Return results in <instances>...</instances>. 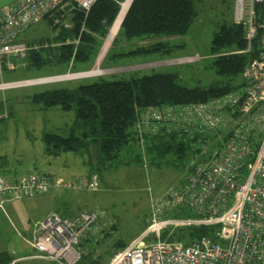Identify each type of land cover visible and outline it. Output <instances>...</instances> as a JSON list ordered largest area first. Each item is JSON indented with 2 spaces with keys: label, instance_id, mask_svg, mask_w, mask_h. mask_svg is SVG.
Listing matches in <instances>:
<instances>
[{
  "label": "built area",
  "instance_id": "2783aa9c",
  "mask_svg": "<svg viewBox=\"0 0 264 264\" xmlns=\"http://www.w3.org/2000/svg\"><path fill=\"white\" fill-rule=\"evenodd\" d=\"M96 1L16 0L1 7L0 90L102 76L101 70H92L2 81L4 73L20 68L26 54L38 49L19 41L21 34L55 13L74 8L88 12ZM113 1L119 10L101 51L119 33L133 0ZM233 4V22L244 26V51L261 36L257 56L243 69V85L208 103L167 106L152 112L151 118H141L135 128L141 136L155 132L160 124L202 135L197 142L200 152L193 156L196 158L180 184L151 206L152 219L145 230L114 252L106 264H264V0H233ZM98 57L97 66L101 55ZM189 59L198 61L199 57ZM98 186L99 176L94 172L71 184L39 174L12 178L0 174V202L44 195L52 187L93 192ZM182 207L194 217H175ZM96 221V215L89 212L69 220L50 211L34 224L29 245L35 254L20 259L77 264L83 255L80 238ZM194 227L214 229L210 236L197 237L189 245L174 239V231Z\"/></svg>",
  "mask_w": 264,
  "mask_h": 264
},
{
  "label": "rangeland",
  "instance_id": "374dc122",
  "mask_svg": "<svg viewBox=\"0 0 264 264\" xmlns=\"http://www.w3.org/2000/svg\"><path fill=\"white\" fill-rule=\"evenodd\" d=\"M195 6L198 14L185 35L131 39L128 43L119 39L118 45L112 51L118 53L125 50L124 44L128 49H134L157 41H167L174 47L168 55L143 54L135 58L124 57L112 61L108 57L117 34L103 51L101 48L105 37L101 39L94 58L87 64L72 68L73 63L70 62L65 65L54 63L26 70L23 66L25 60H22L21 67L4 73L2 81L101 70L103 75L99 77L107 80L166 72L178 73L177 81L187 88L220 86L224 78L213 65L215 56L211 54L210 45L219 25L233 21V0H199ZM59 13L62 17H52V23H48V18L34 23L20 35L19 41L42 37L53 39L57 36L59 27L71 29L70 17L65 12ZM60 42L53 40L48 43L56 48L63 46ZM64 42L72 45L73 51L80 43L78 38ZM100 55L97 66L95 62ZM190 57L199 59L190 61ZM99 77L0 90V174L8 178L44 174L54 180L60 178L68 184L75 183L92 172L99 176V188L93 192L59 187L44 195L5 199L0 202V253L4 252L12 257L15 264H42L20 257L27 258L35 254L29 246L34 224L50 211L63 214L69 220L83 212L95 214L97 221L82 235L80 248L82 254L93 258L99 256L101 261H106L110 252L117 249L119 244L129 245L132 239L145 230L152 219L151 206L172 187L180 184L191 162L196 158L192 154L179 157L173 150L145 151L144 146L134 140L124 147L112 165L103 167L98 163L99 154L94 145L80 153L69 151L57 156L46 153L42 137L46 133L68 136L71 129H76L74 111L65 112L57 108L42 110L40 106L30 102L31 96L49 89L88 84ZM199 146L196 144L194 147L199 149Z\"/></svg>",
  "mask_w": 264,
  "mask_h": 264
},
{
  "label": "trees",
  "instance_id": "16d2710c",
  "mask_svg": "<svg viewBox=\"0 0 264 264\" xmlns=\"http://www.w3.org/2000/svg\"><path fill=\"white\" fill-rule=\"evenodd\" d=\"M197 1L199 0H133L113 41L108 58L113 60L120 57L135 58L143 54L162 56L170 54L174 47L167 41H157L134 49L131 47L128 49L124 44L125 50L118 53L112 51L118 45L119 39H124L123 43H128L131 39L172 38L185 35L198 14L195 6ZM118 10V5L113 0H97L88 12L75 8L66 10L65 14L72 22L71 29L59 27L57 36L53 39L42 37L25 41L30 46H37L38 49L26 54L23 59L24 68L32 70L44 65L54 63L65 65L69 62L73 63L72 68H76L77 65L91 62L98 45L101 44L100 40L108 34ZM55 14L47 17L48 23H52V17L60 13ZM244 34V26L231 21L219 25V30L212 36L210 49L211 54L215 56L213 65L217 73L224 78L220 86L187 88L177 81L178 73L154 72L150 75L132 76L121 80L99 77L94 82L78 84L76 87H61L34 93L30 102L40 106L42 110L57 108L65 112L74 111L76 129H71L68 136L46 133L42 137L46 145V153L55 156L69 151L80 153L94 145L99 154L98 163L103 167V165H112L124 147L134 140L143 145L145 151L173 150L179 157L190 154L194 156L196 152H200V149L194 146L201 140L202 135L175 130L160 124L157 125L155 132H146L141 136L135 129L136 125L142 121L141 118H151L152 112L165 109L167 106L208 103L211 99L241 88L243 69L257 56L261 38L260 34L257 35L252 41V48L245 52L247 41ZM75 38H78L80 43L73 51L74 47L64 41H73ZM53 40L61 41L63 46L52 48L48 42ZM21 65L22 60L20 67ZM150 125L153 126L152 120ZM39 175L50 178L53 182L56 181L49 175ZM55 188L57 187H52L51 190ZM173 215L181 218L194 217V214L184 207ZM60 216L66 218L63 214ZM213 229L183 228L174 231L173 237L189 245L197 237L210 236V231ZM125 246L119 244L117 249L110 252L106 261H101L99 256L93 258L83 254L77 264H106L114 252ZM12 261V257L4 252L0 253V264H8Z\"/></svg>",
  "mask_w": 264,
  "mask_h": 264
},
{
  "label": "water",
  "instance_id": "95a60500",
  "mask_svg": "<svg viewBox=\"0 0 264 264\" xmlns=\"http://www.w3.org/2000/svg\"><path fill=\"white\" fill-rule=\"evenodd\" d=\"M14 1H16V0H0V8L7 6L8 4H11Z\"/></svg>",
  "mask_w": 264,
  "mask_h": 264
},
{
  "label": "crops",
  "instance_id": "0c3cea01",
  "mask_svg": "<svg viewBox=\"0 0 264 264\" xmlns=\"http://www.w3.org/2000/svg\"><path fill=\"white\" fill-rule=\"evenodd\" d=\"M120 58H124V57H120ZM133 58H134V57H133ZM112 61H114V59H113ZM79 66H80V65H77V67H79ZM29 246H30V245H29ZM33 251H34V249H33ZM34 252H35V251H34ZM20 258H22V257H20ZM30 260H33V259H30ZM24 261H26V260H24ZM33 261H37V262H40V263L42 262V264H44L43 262H45V263H50V264L54 263V262L51 263V262L42 261V260H41V261L33 260ZM54 264H56V263H54Z\"/></svg>",
  "mask_w": 264,
  "mask_h": 264
}]
</instances>
